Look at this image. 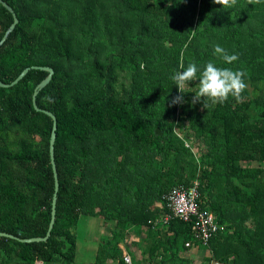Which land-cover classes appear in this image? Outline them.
I'll return each mask as SVG.
<instances>
[{
    "label": "trees",
    "instance_id": "16d2710c",
    "mask_svg": "<svg viewBox=\"0 0 264 264\" xmlns=\"http://www.w3.org/2000/svg\"><path fill=\"white\" fill-rule=\"evenodd\" d=\"M2 1L18 23L0 46V81L9 84L32 66L54 71L36 105L56 117L59 189L47 241L0 237V264H77L81 215L116 226L88 264H125L134 246L160 264H179L177 241L183 252L186 242L199 243L192 224L156 221L168 213L171 188L195 181L200 209L225 231L250 223L264 255V0L233 7L213 0ZM12 21L0 4V40ZM215 45L238 60L224 63ZM209 61L246 73L240 102L229 96L206 109L193 104V81L184 102L172 105L181 95L174 72L189 63L202 70ZM46 76L31 69L0 88V232L22 239L44 237L51 216L52 120L32 105ZM142 227L150 241H131L129 230Z\"/></svg>",
    "mask_w": 264,
    "mask_h": 264
},
{
    "label": "rangeland",
    "instance_id": "374dc122",
    "mask_svg": "<svg viewBox=\"0 0 264 264\" xmlns=\"http://www.w3.org/2000/svg\"><path fill=\"white\" fill-rule=\"evenodd\" d=\"M123 81L120 78L119 83L121 84ZM195 147L193 152L196 153V150L201 148V145L197 144ZM103 217L80 216L75 230L77 236V264L92 262L98 241L109 237L111 230L116 228L115 221L104 219ZM232 224L233 228L230 230L226 228L224 233L217 235L210 245L207 246V250L211 251L213 258L227 257V259L229 258L228 264H264V255L259 253L260 247L256 240L251 237L252 227L250 223L233 222ZM177 244L176 252L179 254L183 252L181 247L182 240L179 239ZM210 260L208 257L204 262L208 263Z\"/></svg>",
    "mask_w": 264,
    "mask_h": 264
},
{
    "label": "clouds",
    "instance_id": "9594fccd",
    "mask_svg": "<svg viewBox=\"0 0 264 264\" xmlns=\"http://www.w3.org/2000/svg\"><path fill=\"white\" fill-rule=\"evenodd\" d=\"M256 2L259 3V0H256ZM213 3L222 7H233L236 4V0H213ZM214 55H217L224 63L229 65L239 58L236 54H228L219 45L214 46ZM180 68L182 69L181 71L174 72L170 77L181 93V95L172 99V105L184 102L182 95L184 89L193 81H199V83L197 84L198 90L193 96L192 103L202 102L205 109L209 104H224L229 96L240 102L241 94L247 87L244 80L245 72L234 71L228 67H218L212 61L207 62L202 70L195 63H189L187 67L181 64Z\"/></svg>",
    "mask_w": 264,
    "mask_h": 264
},
{
    "label": "built area",
    "instance_id": "2783aa9c",
    "mask_svg": "<svg viewBox=\"0 0 264 264\" xmlns=\"http://www.w3.org/2000/svg\"><path fill=\"white\" fill-rule=\"evenodd\" d=\"M198 187L199 183L195 181L191 186L177 185L171 188L165 196L168 213L156 222L167 224L169 220L176 218L192 224L194 239L203 246H208L215 235L225 231V225L217 223L211 212L200 209ZM185 246L191 247V242H186ZM124 263L133 264L129 255L124 256ZM206 264H228V262L211 259Z\"/></svg>",
    "mask_w": 264,
    "mask_h": 264
},
{
    "label": "water",
    "instance_id": "95a60500",
    "mask_svg": "<svg viewBox=\"0 0 264 264\" xmlns=\"http://www.w3.org/2000/svg\"><path fill=\"white\" fill-rule=\"evenodd\" d=\"M0 4L12 15V19H13L12 23L9 25V27L7 28V30L5 31L4 35L2 36V38L0 40V46H1L3 44V42L6 40V38L9 36V34L15 28L16 24L18 23V19H17L15 12L13 11V9L8 4H6L2 0H0ZM31 69L47 72V76L39 84H37L36 87L34 88V91L32 94V105H33L35 111L44 113L45 115L50 117L52 120V129H51V134H50V138H49V157H50V162H51L52 171H53V178H54V193H53V197H52V201H51L50 221H49V225H48L46 235L44 237H32V238L22 239V238H18L16 236L8 234V233L0 232V237L13 239V240H16L20 243H34V242H45V241H47V239L50 236L51 230L53 228L54 222H55L57 192L59 189V182H58V177H57L56 165L54 162V144H55V140H56V129H57L56 117L54 114H52L51 112H49L47 110L39 109L36 105V96H37L38 92L41 89H43L52 79L53 74H54L53 69L51 67H47V66L27 67V68L23 69V71L11 83L6 84V83H3L0 81V88H8V87H11V86L17 84ZM155 134L161 135L162 132L159 131L158 129H156Z\"/></svg>",
    "mask_w": 264,
    "mask_h": 264
},
{
    "label": "crops",
    "instance_id": "0c3cea01",
    "mask_svg": "<svg viewBox=\"0 0 264 264\" xmlns=\"http://www.w3.org/2000/svg\"><path fill=\"white\" fill-rule=\"evenodd\" d=\"M156 207H160L159 203L156 204ZM129 233L131 234L130 240L135 241L136 243H144L146 240L150 241L146 236L148 233L146 227H142L139 234H137V231L134 228H131ZM130 250L131 253L126 254L131 256L133 264H160V258L155 256L149 258V253H142L143 249H139L138 246H134ZM208 257L213 259L211 251L207 250V246H203L200 243H192L191 247L187 248L186 251L177 254L176 261L179 264H206L204 261Z\"/></svg>",
    "mask_w": 264,
    "mask_h": 264
}]
</instances>
